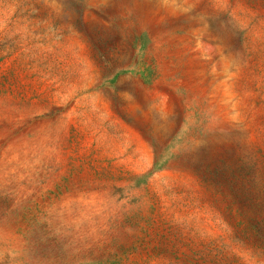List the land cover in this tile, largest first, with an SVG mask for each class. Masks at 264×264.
<instances>
[{
  "label": "rangeland",
  "instance_id": "obj_1",
  "mask_svg": "<svg viewBox=\"0 0 264 264\" xmlns=\"http://www.w3.org/2000/svg\"><path fill=\"white\" fill-rule=\"evenodd\" d=\"M0 264H264V0H0Z\"/></svg>",
  "mask_w": 264,
  "mask_h": 264
}]
</instances>
